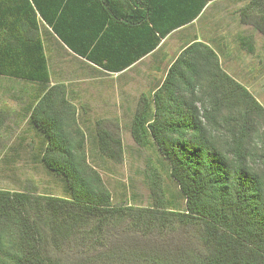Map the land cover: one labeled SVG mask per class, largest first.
Listing matches in <instances>:
<instances>
[{
  "label": "trees",
  "instance_id": "1",
  "mask_svg": "<svg viewBox=\"0 0 264 264\" xmlns=\"http://www.w3.org/2000/svg\"><path fill=\"white\" fill-rule=\"evenodd\" d=\"M208 1L0 0V77L29 87L23 116L39 138L30 148L63 188V195L39 193L32 184L0 188V264H264V131L259 155L250 151L253 112L264 107L222 67L216 50L202 41L182 47L161 82L138 97L130 123L138 145L160 151L182 208L154 175L148 205L113 204L87 144L98 156L121 162V137L102 120L85 130L67 86L50 84L43 29L92 66L118 72L194 19ZM238 11L242 24L264 34V0H250ZM251 39L243 35L238 42L249 53ZM227 84L241 89L237 118L217 121L214 101L197 108L201 94L209 100ZM5 118L1 108L0 151ZM114 223L156 233L159 241H124L118 263L105 249L83 251L89 249L84 237L100 243L103 227Z\"/></svg>",
  "mask_w": 264,
  "mask_h": 264
},
{
  "label": "rangeland",
  "instance_id": "2",
  "mask_svg": "<svg viewBox=\"0 0 264 264\" xmlns=\"http://www.w3.org/2000/svg\"><path fill=\"white\" fill-rule=\"evenodd\" d=\"M249 1L233 0V3H238L237 6H244ZM238 28L243 29L244 36H251L250 44L253 46V52L249 53L246 49H239L237 47L239 43L232 42L233 54H236L238 58L234 59L232 64L221 65L238 83L247 87L264 107V34L254 30L251 25L242 23L241 26H233L231 30H238ZM47 54L50 84L62 82L67 86L72 101L79 108L78 118L83 128L85 130L87 127L93 128L96 121L102 120L107 129L116 132L121 137L123 145L121 162L98 156L93 145L90 142L87 144L89 162L101 174L111 192L113 204L148 205L151 201L149 179L154 175L159 178L166 195L176 207L182 208L183 202L178 187L168 176L165 160L158 148L152 145H138L130 133V123L138 97L154 89L153 83L156 79H160V71L145 72L140 64L120 74L102 72L62 46L56 45L48 48ZM149 69L152 68L149 67ZM202 83L205 87L206 82L202 81ZM22 86H24L23 81L0 77V109L6 110V118L2 127L4 147L0 151V188L18 190L26 184H32L36 186L39 193L63 195L62 181L42 167L34 157L36 151L30 148V146L37 147L39 138L28 125L27 116H23L22 106L28 99L26 96L29 93L26 91L29 87L21 89ZM220 89L214 91L211 95L213 98L209 100L201 94V101L197 103V108L201 110L208 108V101H214L219 114L217 121L222 117L228 122V120L237 118L238 114L243 111L241 89L235 84H227ZM261 111L260 114L255 110L253 114L256 115L253 116L254 119L252 118L255 150L252 141L250 151L255 156H257L256 153L259 155L260 147L263 145L260 134L264 131V108ZM229 132L230 130L226 132L227 138L230 136ZM219 133H223L221 128ZM125 225V223L105 225L104 231L99 235L100 243L95 237L92 239L84 237V241L80 239L85 246L89 247L88 250H85V247L82 248L83 251L97 250L98 252V250L105 249L107 257L113 263H118L121 259V251L124 250L120 245L124 241L127 244L133 242L148 244L159 241L156 233L130 231ZM101 243L103 245H100ZM71 244L69 245L73 246V243ZM93 244L95 247L91 246ZM71 249L65 246L63 251L71 252Z\"/></svg>",
  "mask_w": 264,
  "mask_h": 264
},
{
  "label": "crops",
  "instance_id": "3",
  "mask_svg": "<svg viewBox=\"0 0 264 264\" xmlns=\"http://www.w3.org/2000/svg\"><path fill=\"white\" fill-rule=\"evenodd\" d=\"M242 1L243 0H241V2ZM237 4L238 3H233V0L208 1L194 19L168 32L160 40L155 49L141 55L127 67L118 72H109L100 69L95 65L92 66V64L77 56L65 46L61 45L57 37L49 34L45 29L40 32V36L44 43L47 60L48 48H51L52 45L53 47L56 45L59 47L62 46V48L68 50L70 53H73L76 57L81 58L88 65L106 73L120 74L142 64L141 68L145 72L160 71V79H156L153 83V87L155 88L157 83L161 82L163 79L167 68L176 59L182 47L187 46L191 42L202 41L211 46L218 53L219 62H221L222 65L232 64L233 60L238 58L236 54H233L232 42H239L243 36V29L238 28V30H231L233 26H241V17L238 10L242 8L243 5L237 6ZM237 47L241 49L239 45ZM149 67L152 69L150 70Z\"/></svg>",
  "mask_w": 264,
  "mask_h": 264
}]
</instances>
